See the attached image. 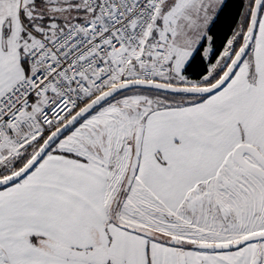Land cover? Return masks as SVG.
I'll return each instance as SVG.
<instances>
[{"label":"snow or ice","instance_id":"1","mask_svg":"<svg viewBox=\"0 0 264 264\" xmlns=\"http://www.w3.org/2000/svg\"><path fill=\"white\" fill-rule=\"evenodd\" d=\"M0 264H264V0H0Z\"/></svg>","mask_w":264,"mask_h":264}]
</instances>
